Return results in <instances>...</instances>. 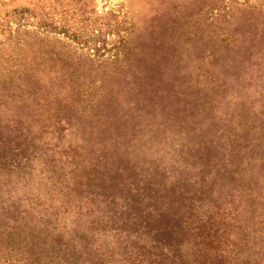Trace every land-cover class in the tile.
Here are the masks:
<instances>
[{"label": "rangeland", "instance_id": "rangeland-1", "mask_svg": "<svg viewBox=\"0 0 264 264\" xmlns=\"http://www.w3.org/2000/svg\"><path fill=\"white\" fill-rule=\"evenodd\" d=\"M20 9L51 26L46 50L75 59L72 107L15 108L38 26ZM263 160L264 0H0V235L24 252L50 239L68 255L84 237L101 255L87 264H184L188 235L229 201L228 173Z\"/></svg>", "mask_w": 264, "mask_h": 264}, {"label": "trees", "instance_id": "trees-1", "mask_svg": "<svg viewBox=\"0 0 264 264\" xmlns=\"http://www.w3.org/2000/svg\"><path fill=\"white\" fill-rule=\"evenodd\" d=\"M210 9L212 10V8ZM28 11L30 10L20 9L16 13L21 16L24 14L31 15V18L38 20V26H35V32L29 38L25 50V58L28 57L29 61L23 58L17 67L15 88L25 98L16 100L14 103L15 108L29 106L30 103L27 102L29 97L36 99V95L39 96L37 99L53 95L56 106L72 107L76 104V99L68 98L64 93L77 94L74 87H69L70 92L68 90L65 92V87L72 84L75 75L71 73L76 72L72 64H67V60L75 61V59H72V55L68 51H66L67 53H59L61 49L57 47L56 49L59 51L56 53L46 50L48 46L44 44V42H47L44 39L45 32L51 26L46 23L43 17L40 16L38 19L36 15ZM254 11V7L246 6L247 15H253L252 12ZM71 40L75 45L81 47L86 45L85 41H81L76 36H73ZM51 47H48V49H51ZM64 59L65 64H61ZM68 67L72 70L68 72V75H64ZM77 76L81 78V74H76L75 77ZM80 85L84 84L79 82ZM80 88H83V86ZM60 95L62 97L58 98ZM35 103L40 102L36 100ZM36 104L31 105L36 106ZM248 166H250V169L247 170L246 167ZM251 166L252 163H245L238 168L236 167L234 173H228V180L222 183V190H225L217 193L216 196H229V201L226 202V205H219L222 206L220 207L221 210L216 211L209 219L198 221L199 226L202 227H197V231H194L192 235H188L194 241V244L188 249L184 264H264V168L255 169L254 167L253 169ZM261 166L264 167V160ZM247 179H252L253 185H250V183L243 185ZM232 181L242 185L239 190H232L230 187ZM252 190L253 194L251 193ZM235 193L236 197L234 196ZM255 204H259L261 209L258 210L253 207ZM227 205H229L228 208L224 207ZM244 212L248 214V217L245 220L237 219ZM253 219H255L254 223ZM182 220L188 222L189 217ZM214 225L217 227L212 229ZM225 227L230 230L225 229ZM89 239H84V237H81L78 241L71 239L69 245H71L72 253L56 255L57 252L62 250L61 247L67 246V241L65 243H52L49 239V242L47 241L45 244L49 250L46 253L35 254L31 251L24 252L23 248L26 247V244L22 239H19V235H0V264H87L91 259L97 262L98 257L101 255H93L94 253L91 250L95 252L99 248ZM147 242H144V244H147ZM53 247L54 251H52ZM165 252L166 257L169 251L166 250ZM159 253L163 254L162 251H159ZM146 255V258L142 257V264H155L149 256H156V253L146 252ZM137 257L140 259L139 256ZM171 257L175 258L176 256ZM171 262V264H175V261L172 260Z\"/></svg>", "mask_w": 264, "mask_h": 264}]
</instances>
